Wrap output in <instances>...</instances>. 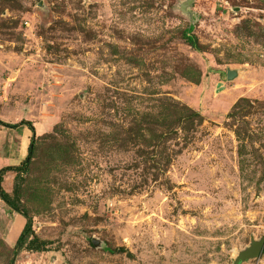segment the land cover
<instances>
[{"label":"rangeland","instance_id":"374dc122","mask_svg":"<svg viewBox=\"0 0 264 264\" xmlns=\"http://www.w3.org/2000/svg\"><path fill=\"white\" fill-rule=\"evenodd\" d=\"M187 1L0 0V120L23 124L0 173L30 156L2 186L31 223L16 246L0 197V264H233L264 236V0Z\"/></svg>","mask_w":264,"mask_h":264},{"label":"trees","instance_id":"16d2710c","mask_svg":"<svg viewBox=\"0 0 264 264\" xmlns=\"http://www.w3.org/2000/svg\"><path fill=\"white\" fill-rule=\"evenodd\" d=\"M192 42H195V40H193L192 38H189ZM0 124L9 126V127H18L20 125L23 124H7L5 122H3L2 120H0ZM30 128L34 130L32 124H29ZM33 149H34V144H31L28 148L29 154L31 155L33 153ZM30 160V156L28 158H26L23 162L22 165L20 166H8L4 169V171H17L18 175H17V179L21 178V171L22 169H24V166L29 162ZM4 171H2L0 173V197L2 198V200L7 203L10 207H12L16 212L21 213L22 215L26 216L25 212L20 208V188L17 185L16 189H15V194L16 197L15 198H11L9 193L6 192V190L3 188L2 186V178H3V174ZM31 227V223L30 221H28L26 223V226L23 230V232L21 233L16 246H19L24 240H26V231ZM28 250H31L33 252H42V251H49L50 249L48 248V242L41 240L37 235H34V238L30 240V242L28 243L27 246Z\"/></svg>","mask_w":264,"mask_h":264},{"label":"water","instance_id":"95a60500","mask_svg":"<svg viewBox=\"0 0 264 264\" xmlns=\"http://www.w3.org/2000/svg\"><path fill=\"white\" fill-rule=\"evenodd\" d=\"M195 0H188L185 4V12H189V7L193 5ZM190 13V12H189ZM239 76L238 70H230L229 71V79H233L235 77ZM93 243L96 246H99L101 242L97 238H93ZM264 251V236L256 239L254 236H252L250 243L244 248L241 249L238 256L233 259V264H242L245 261L258 258L261 256V254Z\"/></svg>","mask_w":264,"mask_h":264},{"label":"crops","instance_id":"0c3cea01","mask_svg":"<svg viewBox=\"0 0 264 264\" xmlns=\"http://www.w3.org/2000/svg\"><path fill=\"white\" fill-rule=\"evenodd\" d=\"M15 218L17 219L18 223L23 224V227L25 228L26 223H27L26 222L27 221L26 217L24 215H22L21 213L16 212V217Z\"/></svg>","mask_w":264,"mask_h":264},{"label":"bare ground","instance_id":"6f19581e","mask_svg":"<svg viewBox=\"0 0 264 264\" xmlns=\"http://www.w3.org/2000/svg\"><path fill=\"white\" fill-rule=\"evenodd\" d=\"M239 252H240V250H239V251L237 252V254L234 256L235 258L238 256Z\"/></svg>","mask_w":264,"mask_h":264}]
</instances>
